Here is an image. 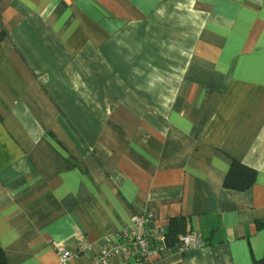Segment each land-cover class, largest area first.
<instances>
[{
    "label": "crops",
    "instance_id": "0c3cea01",
    "mask_svg": "<svg viewBox=\"0 0 264 264\" xmlns=\"http://www.w3.org/2000/svg\"><path fill=\"white\" fill-rule=\"evenodd\" d=\"M145 213L205 244L149 264L264 258V0H0L6 264H92Z\"/></svg>",
    "mask_w": 264,
    "mask_h": 264
},
{
    "label": "built area",
    "instance_id": "2783aa9c",
    "mask_svg": "<svg viewBox=\"0 0 264 264\" xmlns=\"http://www.w3.org/2000/svg\"><path fill=\"white\" fill-rule=\"evenodd\" d=\"M150 213L136 215L131 223L115 235L113 241L100 248L92 264H110L116 255L125 259L137 258L149 264L160 252L167 249L166 231L162 227L151 226ZM201 237L195 233L182 236L175 250L184 253L190 249H203ZM58 264H68L73 257L66 249H58Z\"/></svg>",
    "mask_w": 264,
    "mask_h": 264
},
{
    "label": "trees",
    "instance_id": "16d2710c",
    "mask_svg": "<svg viewBox=\"0 0 264 264\" xmlns=\"http://www.w3.org/2000/svg\"><path fill=\"white\" fill-rule=\"evenodd\" d=\"M255 171L236 161H233L224 181V187L229 190L245 191L251 187L255 180ZM264 227V223L258 225ZM190 232L186 231V222L183 218L172 219L166 233V246L174 249L182 236ZM0 264H6L4 254L0 250ZM253 264H264V258L254 260Z\"/></svg>",
    "mask_w": 264,
    "mask_h": 264
}]
</instances>
